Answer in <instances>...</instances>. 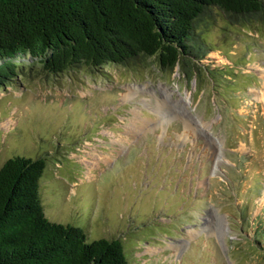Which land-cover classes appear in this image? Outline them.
<instances>
[{
	"label": "rangeland",
	"instance_id": "1",
	"mask_svg": "<svg viewBox=\"0 0 264 264\" xmlns=\"http://www.w3.org/2000/svg\"><path fill=\"white\" fill-rule=\"evenodd\" d=\"M202 35L200 64L234 71L215 75L227 99L216 79L162 71L153 58L106 67V78H52L17 55L24 73L0 89V165L44 157L46 217L88 241L118 237L128 264H264L254 231L264 217V34ZM230 152L250 158L245 177Z\"/></svg>",
	"mask_w": 264,
	"mask_h": 264
},
{
	"label": "trees",
	"instance_id": "2",
	"mask_svg": "<svg viewBox=\"0 0 264 264\" xmlns=\"http://www.w3.org/2000/svg\"><path fill=\"white\" fill-rule=\"evenodd\" d=\"M217 26L262 36L264 0H0V89L22 76L12 59L25 54L45 77L106 78V67L142 68L153 58L162 71L178 67L214 83L216 73L234 75L200 64L202 32ZM219 82L212 88L227 99ZM45 167L44 157L21 155L0 165V264H128L118 237L88 241L80 226L46 217Z\"/></svg>",
	"mask_w": 264,
	"mask_h": 264
},
{
	"label": "bare ground",
	"instance_id": "3",
	"mask_svg": "<svg viewBox=\"0 0 264 264\" xmlns=\"http://www.w3.org/2000/svg\"><path fill=\"white\" fill-rule=\"evenodd\" d=\"M101 155V154H100ZM96 156V155H95ZM92 159H95V157H93ZM96 160H97V163L99 162H101V161H103V160H101V157L99 156V155H97V157H96Z\"/></svg>",
	"mask_w": 264,
	"mask_h": 264
}]
</instances>
